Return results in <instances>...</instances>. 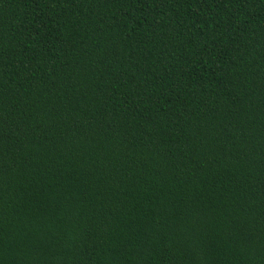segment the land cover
<instances>
[{
    "label": "trees",
    "instance_id": "obj_1",
    "mask_svg": "<svg viewBox=\"0 0 264 264\" xmlns=\"http://www.w3.org/2000/svg\"><path fill=\"white\" fill-rule=\"evenodd\" d=\"M0 264H264V0H0Z\"/></svg>",
    "mask_w": 264,
    "mask_h": 264
}]
</instances>
